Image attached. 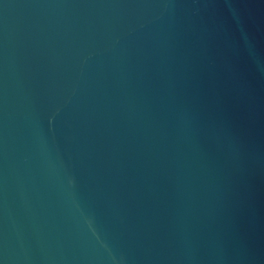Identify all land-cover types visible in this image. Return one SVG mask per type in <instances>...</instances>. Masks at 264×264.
<instances>
[{"label": "water", "instance_id": "water-1", "mask_svg": "<svg viewBox=\"0 0 264 264\" xmlns=\"http://www.w3.org/2000/svg\"><path fill=\"white\" fill-rule=\"evenodd\" d=\"M0 264H264V0H0Z\"/></svg>", "mask_w": 264, "mask_h": 264}]
</instances>
